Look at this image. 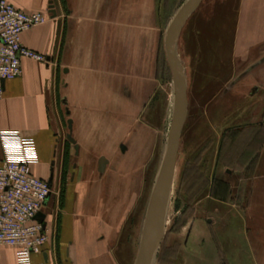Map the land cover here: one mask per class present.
Segmentation results:
<instances>
[{"label": "crops", "instance_id": "0c3cea01", "mask_svg": "<svg viewBox=\"0 0 264 264\" xmlns=\"http://www.w3.org/2000/svg\"><path fill=\"white\" fill-rule=\"evenodd\" d=\"M10 1L48 16L25 30L22 42L50 63L25 58L22 74L5 81L0 100V130L34 139L33 173L53 188L40 211L44 217H37L50 238L32 259L121 264L124 228L158 156L159 130L144 114L157 86L159 0ZM231 2L237 5L232 78L216 93L222 101L215 108L223 113L222 135L231 129V147L246 156L237 162L248 198L245 248L247 259L264 264V0ZM62 186L63 198L57 192ZM233 250L243 251L244 244ZM0 264H18L14 247H0Z\"/></svg>", "mask_w": 264, "mask_h": 264}, {"label": "rangeland", "instance_id": "374dc122", "mask_svg": "<svg viewBox=\"0 0 264 264\" xmlns=\"http://www.w3.org/2000/svg\"><path fill=\"white\" fill-rule=\"evenodd\" d=\"M186 1L159 0L157 86L144 114L146 121L159 130L158 156L124 228L122 246L117 251L121 264H135L149 197L174 127L175 84L164 42L169 23ZM236 7L231 0H204L189 17L176 44L188 86L189 113L178 151L166 229L154 264H257L247 259L244 232L248 198L237 170V162L244 163L246 156L231 147V129L222 135L218 122L223 113L215 108L216 102L222 101L221 93H216L232 78ZM228 98L224 103H230ZM225 168L234 175H228ZM221 178L225 184L221 185ZM64 188L57 190L61 198ZM236 243H243L244 250H233ZM238 253L242 255L239 260Z\"/></svg>", "mask_w": 264, "mask_h": 264}, {"label": "built area", "instance_id": "2783aa9c", "mask_svg": "<svg viewBox=\"0 0 264 264\" xmlns=\"http://www.w3.org/2000/svg\"><path fill=\"white\" fill-rule=\"evenodd\" d=\"M48 20L43 12H26L10 0H0V100L4 83L20 76L23 60L30 58L50 63L49 58L24 45L22 33ZM3 157L0 162V247L16 249L18 264L33 261L49 241L44 223L37 219L53 192L47 179L36 176L32 165L37 162L36 144L19 130L1 129Z\"/></svg>", "mask_w": 264, "mask_h": 264}, {"label": "water", "instance_id": "95a60500", "mask_svg": "<svg viewBox=\"0 0 264 264\" xmlns=\"http://www.w3.org/2000/svg\"><path fill=\"white\" fill-rule=\"evenodd\" d=\"M202 1L203 0H187L174 15L166 30L164 44L167 61L172 70L175 84L176 112L172 135L150 194L135 264H149L156 222L161 211L165 208L173 184L178 151L182 132L188 116L189 104L187 81L176 53V44L178 43L187 19L198 9ZM106 164V158H100V171L105 170ZM38 216L44 217V214L39 212L36 217Z\"/></svg>", "mask_w": 264, "mask_h": 264}, {"label": "bare ground", "instance_id": "6f19581e", "mask_svg": "<svg viewBox=\"0 0 264 264\" xmlns=\"http://www.w3.org/2000/svg\"><path fill=\"white\" fill-rule=\"evenodd\" d=\"M176 53H177V51H176ZM172 188H173V184H172V187L170 189L165 208L161 211V213L157 219V222H156L154 237L152 240V246H151V251H150L149 264H154V256H156L155 252L157 251L156 249L158 247L159 242L162 241L161 238H162V236L165 232V229H166V216H167L166 213H167L168 208H169L170 198L172 195Z\"/></svg>", "mask_w": 264, "mask_h": 264}]
</instances>
